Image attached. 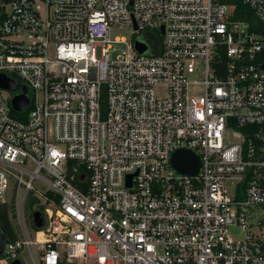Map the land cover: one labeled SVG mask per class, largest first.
<instances>
[{
	"label": "built area",
	"instance_id": "2783aa9c",
	"mask_svg": "<svg viewBox=\"0 0 264 264\" xmlns=\"http://www.w3.org/2000/svg\"><path fill=\"white\" fill-rule=\"evenodd\" d=\"M243 1L255 29L221 0H0V74L29 99L18 119L0 88V264H264V143L241 129L264 122V0Z\"/></svg>",
	"mask_w": 264,
	"mask_h": 264
},
{
	"label": "water",
	"instance_id": "95a60500",
	"mask_svg": "<svg viewBox=\"0 0 264 264\" xmlns=\"http://www.w3.org/2000/svg\"><path fill=\"white\" fill-rule=\"evenodd\" d=\"M135 47L138 51H143L146 47L143 43L135 42ZM0 88L11 92H16L21 89L20 93H15L10 98V107L14 111H22L28 107L29 99L27 96V86L19 88L15 82L4 74H0ZM199 158L192 151L178 149L172 153L171 164L179 172L195 174L199 167ZM33 222L35 226H40L42 223V214L39 211L33 213ZM5 236L0 229V255L4 247ZM10 264H22L19 259H14Z\"/></svg>",
	"mask_w": 264,
	"mask_h": 264
},
{
	"label": "trees",
	"instance_id": "16d2710c",
	"mask_svg": "<svg viewBox=\"0 0 264 264\" xmlns=\"http://www.w3.org/2000/svg\"><path fill=\"white\" fill-rule=\"evenodd\" d=\"M7 1V0H2ZM232 7V18L236 20L246 21L255 29L259 23L253 11L244 3L243 0H221ZM3 18V13H0V22ZM11 115L18 119H25L26 112H17L11 110ZM245 133L250 132V136L256 145L264 143V122L260 125L245 126L241 128ZM32 199V198H31ZM11 204H0V229L5 236L6 240H12L17 237L16 231L13 226V215L11 213ZM58 264H69L64 261Z\"/></svg>",
	"mask_w": 264,
	"mask_h": 264
},
{
	"label": "rangeland",
	"instance_id": "374dc122",
	"mask_svg": "<svg viewBox=\"0 0 264 264\" xmlns=\"http://www.w3.org/2000/svg\"><path fill=\"white\" fill-rule=\"evenodd\" d=\"M155 31L158 34L160 33L158 30H155ZM111 36H112V38H115V36H125L126 38H129L131 36L132 38L139 37L141 39H144L143 33H141V32L140 33H133L132 32V28L130 26L116 27L115 29H113V31L111 33ZM3 93H5V92H3ZM9 104H10V100H9ZM32 212H33V208L31 207L30 204H27V208H26L25 214H26V217H27L28 220H29ZM236 233H237L236 234L237 236H241V234H242L241 230H239ZM20 254L21 255L19 257H20V260H21L22 264H31V262H30V260H29V258L27 256L25 250L20 251Z\"/></svg>",
	"mask_w": 264,
	"mask_h": 264
}]
</instances>
